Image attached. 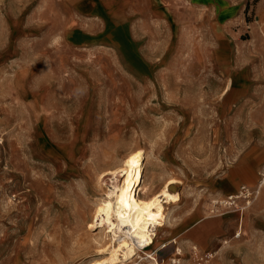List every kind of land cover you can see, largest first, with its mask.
I'll return each instance as SVG.
<instances>
[{
    "label": "rangeland",
    "instance_id": "obj_1",
    "mask_svg": "<svg viewBox=\"0 0 264 264\" xmlns=\"http://www.w3.org/2000/svg\"><path fill=\"white\" fill-rule=\"evenodd\" d=\"M37 5L0 0V264H88L108 239L98 221L76 227L77 212L110 187L111 176L96 181L95 171L134 145L144 180L157 177L154 191L179 181L171 191L180 200L164 203L157 238L172 239L155 249L160 264H264V76L254 60L208 56L205 41L221 35L205 28L198 3L169 16V36L164 29L158 44L148 40L147 56H52L26 28ZM68 143L77 157L53 161ZM242 185L258 194L237 219L234 205L216 203Z\"/></svg>",
    "mask_w": 264,
    "mask_h": 264
},
{
    "label": "crops",
    "instance_id": "obj_2",
    "mask_svg": "<svg viewBox=\"0 0 264 264\" xmlns=\"http://www.w3.org/2000/svg\"><path fill=\"white\" fill-rule=\"evenodd\" d=\"M34 2L38 19L26 28L41 34L40 42L52 56H147L144 44L148 40L158 44L164 29L169 36V16L198 3L208 17L205 28L221 35L205 41L208 56H250L256 76H264V0Z\"/></svg>",
    "mask_w": 264,
    "mask_h": 264
},
{
    "label": "bare ground",
    "instance_id": "obj_3",
    "mask_svg": "<svg viewBox=\"0 0 264 264\" xmlns=\"http://www.w3.org/2000/svg\"><path fill=\"white\" fill-rule=\"evenodd\" d=\"M226 89L228 90V85ZM42 126L46 128L44 123L39 124V128ZM84 133L85 131L81 134L74 133V136L71 135L69 140L74 139V137L78 138ZM46 142L48 145L53 144L48 140ZM66 148L67 150L69 149V152L67 151L68 153H66L67 155L61 158L57 154L52 157L53 161H59L69 166L71 161L77 156L75 151L71 150L69 143L66 146L57 147L61 151ZM113 153H108L106 158H113ZM46 155L51 157L52 153L47 151ZM143 155L142 148L134 145L126 149L121 158L115 156L113 161L111 159L102 169L98 166L100 169L95 171L96 181L101 180L100 178L106 175L111 176L110 187L104 192V197L95 201L92 207H81L82 209L76 215L75 226L78 227L81 223L88 222L89 227H92L98 221L99 225H102L101 228H103V238H107L108 241L102 242V240V243H98L97 251L99 254L90 259L88 264H116L118 261L125 259L133 262L134 256L140 258L149 256V264H160L158 260L160 256L155 252V249L161 244L166 247L164 243L172 239L160 241L157 238L158 233L165 230L164 222L166 221V216H168L165 208L167 206L164 203L168 205L171 203L176 204L180 200L177 193L171 191V187L179 181L169 177L164 181L160 189L154 191L157 177L152 175L148 181L144 180ZM243 179L247 182L252 181V177L249 174H245ZM259 183L264 184V176L259 180ZM136 190L138 191L137 195ZM212 202L215 204L216 200ZM250 204L245 203L242 206L229 207V215L238 219L240 211L248 208ZM237 210L239 211L237 212ZM212 214L224 215L219 214V212ZM202 220L196 223H200ZM243 224L244 221L242 220L238 227L242 229L244 227ZM175 244L177 245L174 249V254L177 257H181L182 248L179 243ZM193 251L196 254V248H193ZM212 257L213 255L199 257V260L207 263V259ZM174 261L176 260L174 259ZM161 264H166V262L162 260ZM178 264H180V259Z\"/></svg>",
    "mask_w": 264,
    "mask_h": 264
},
{
    "label": "built area",
    "instance_id": "obj_4",
    "mask_svg": "<svg viewBox=\"0 0 264 264\" xmlns=\"http://www.w3.org/2000/svg\"><path fill=\"white\" fill-rule=\"evenodd\" d=\"M238 195H235V196H228L225 200L221 201V202H217L216 204H220L222 206H232L234 205L237 206L238 204H236V200H238L239 198H242L244 199L246 202V204H249L250 203V200L252 199V197L255 196V194H258V191L256 190H253V189H250L248 188L247 186H240L239 190H238ZM244 203V204H245Z\"/></svg>",
    "mask_w": 264,
    "mask_h": 264
}]
</instances>
